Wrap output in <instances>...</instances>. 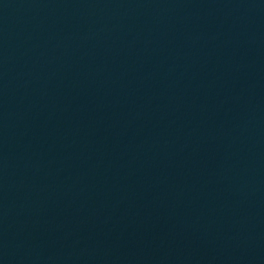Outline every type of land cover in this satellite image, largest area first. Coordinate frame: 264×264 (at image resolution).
Wrapping results in <instances>:
<instances>
[{
  "label": "water",
  "instance_id": "1",
  "mask_svg": "<svg viewBox=\"0 0 264 264\" xmlns=\"http://www.w3.org/2000/svg\"><path fill=\"white\" fill-rule=\"evenodd\" d=\"M0 264H264V0H0Z\"/></svg>",
  "mask_w": 264,
  "mask_h": 264
}]
</instances>
